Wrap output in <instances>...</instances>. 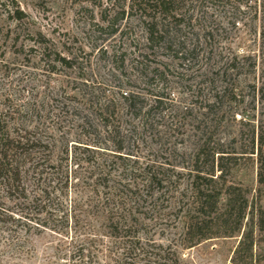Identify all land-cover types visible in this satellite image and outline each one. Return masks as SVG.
Here are the masks:
<instances>
[{"label":"rangeland","instance_id":"374dc122","mask_svg":"<svg viewBox=\"0 0 264 264\" xmlns=\"http://www.w3.org/2000/svg\"><path fill=\"white\" fill-rule=\"evenodd\" d=\"M125 94L138 97L135 109ZM0 125L29 140L26 185L44 191L27 207L35 226L8 221L3 210L18 203L0 199V264H120L132 236L147 255L159 252L147 244L172 246L178 264H231L233 240L183 247L188 201H178L190 154L205 141L231 156L222 161L226 180L264 217L255 154L264 0H0ZM114 131L124 137L120 154ZM104 175L140 192L151 175L166 181L154 189L156 204L138 205L122 190L136 217L122 239L83 206ZM81 246L89 258L76 257Z\"/></svg>","mask_w":264,"mask_h":264},{"label":"trees","instance_id":"16d2710c","mask_svg":"<svg viewBox=\"0 0 264 264\" xmlns=\"http://www.w3.org/2000/svg\"><path fill=\"white\" fill-rule=\"evenodd\" d=\"M60 62L67 64L64 59H60ZM121 98L129 108H136L138 101L136 95L125 94ZM4 128L0 125V199L16 202L19 207L16 204V210L5 209L3 212L7 220L16 223L17 226L23 227L28 224L35 226L37 223L33 221V215L27 213V207L37 202L44 191L35 194L34 191H29L26 185L30 172L34 174L33 169H26L24 160L29 155V140L21 141L19 137H10L5 133ZM259 131L255 154L256 162L259 164L258 182L263 184L264 131L262 127H259ZM111 135L112 143L115 144L114 152L120 154L123 150L124 137L119 131H114ZM194 150L195 152L190 154L193 158H191L192 169L188 173L190 180L182 189L178 201V203H183L185 199L188 201L183 225V247L190 249L201 242L233 240L237 244L230 260L231 264H264V217L255 215L253 207H249L244 191L226 180L227 170L223 167L222 161H229L231 156L224 157L225 155L220 156L225 154L223 152L210 151L205 141L198 144ZM251 154H254V151ZM115 156L122 161L129 159V155L128 157ZM164 182L166 181L151 175L142 185V192H140L128 189V185H122L121 181L110 179L109 176H98L93 181L96 200L94 203L91 201L90 204L83 206L87 208L88 214L93 215L102 230L111 231L115 237L122 239L120 232L127 227L131 228L133 223H136V217L130 215L132 207L128 203L124 204L120 196H126L122 190L129 191L136 203L156 204L160 197L158 193H154V189L161 188ZM190 195H192L191 202ZM179 210L184 209L180 206ZM261 214L263 215V212ZM63 216L66 217V214L64 213ZM65 221L67 225L68 218ZM0 222H4L1 217ZM244 227H247V230H243ZM257 230L260 231L259 235L256 234ZM102 237L103 234L99 236V239L102 240ZM132 239L122 240V251L116 259L120 264H156L162 261L165 264L170 261L171 253L175 258L171 259L169 264H178L179 257L172 246L164 249L162 246L147 244L150 248L159 251L154 255H147L141 247V239L135 236H132ZM79 248H76L77 258L81 260L91 256L87 249L82 246Z\"/></svg>","mask_w":264,"mask_h":264}]
</instances>
